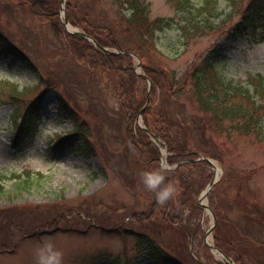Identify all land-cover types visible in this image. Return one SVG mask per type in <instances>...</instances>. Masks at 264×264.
I'll return each instance as SVG.
<instances>
[{
  "label": "rangeland",
  "instance_id": "obj_1",
  "mask_svg": "<svg viewBox=\"0 0 264 264\" xmlns=\"http://www.w3.org/2000/svg\"><path fill=\"white\" fill-rule=\"evenodd\" d=\"M143 1L151 19H170V27L156 34L155 45L151 41L145 43L156 67L174 72L176 78L181 79L190 62L215 50L217 70L225 80L253 92L247 77L259 74L264 78V34L254 37L242 31L232 36L231 29L243 27L238 14L218 18L211 30L194 31L185 45L183 37L189 23L201 21L200 18L194 20L197 13H192L191 17L169 0ZM200 2L192 0L194 6H199ZM218 2L219 10L230 11L224 0ZM68 3L75 5L78 16L84 12L95 24L113 28L124 49L133 46L134 42L123 34L124 16L130 13L124 0H65V12ZM3 28L10 36L18 32L17 46L43 76L44 83L49 79H58L61 83L58 92L66 95L85 132L80 136L79 145L88 151L74 150L73 142L56 147L57 139L66 137L77 126L61 116L56 107L58 93L46 91L39 83L38 74L31 73L19 61L0 56V184L3 187L0 192V264H35V249L45 238H51L63 252L64 264H88L99 256L117 264L139 261L151 264L135 248L134 233L142 228L137 217L144 213L145 205L155 199V193L144 185L141 175L143 170L153 166L141 169L133 162L126 165L125 122L115 114L118 98L107 79L108 74L102 71L97 73L98 79L91 77L83 83L80 78L83 72L63 44L64 29L60 30L48 18L17 13L13 14V19L3 18ZM134 61L136 65L138 60L134 58ZM10 84L22 91L20 97L11 96ZM188 89L185 87L174 95L183 109L176 108L173 114L178 117L183 114L185 121L194 127L191 119L208 120L210 116L199 113ZM38 97H41V109L30 117L32 136L26 137L24 143L13 144L14 110L18 108L17 112H22ZM205 130L210 141L206 147L208 159L215 169L198 176L205 184L200 192L214 179L216 186L220 184L215 192L220 201L216 198L215 202L227 218L221 229L225 235L220 236L222 244L229 255H243L249 264H264V236L252 250L240 230L245 221L239 219L242 224H236L240 211L235 204L237 185L244 180L242 198L254 202L264 214V139L259 141L236 132L216 131L212 123ZM192 133L195 139L189 137L186 146L194 151V144L198 145L199 140L197 131ZM214 154L219 160L212 158ZM26 172L30 173L29 179L24 180ZM183 190L176 186L174 195ZM208 200L203 201L209 204ZM229 202L231 207H227ZM256 220L259 222L261 218ZM200 222L201 232L195 239L188 246L183 245L185 249L181 246L175 249L182 251L187 264H227L217 253L203 248L204 235L212 224L210 216L203 213ZM150 227L151 231H157L156 226ZM213 238L211 235L209 242ZM230 263L237 264L232 259Z\"/></svg>",
  "mask_w": 264,
  "mask_h": 264
},
{
  "label": "trees",
  "instance_id": "obj_2",
  "mask_svg": "<svg viewBox=\"0 0 264 264\" xmlns=\"http://www.w3.org/2000/svg\"><path fill=\"white\" fill-rule=\"evenodd\" d=\"M124 1L130 8V13L128 16H124L123 34L128 41L134 42L132 47L124 49V44L119 41L116 31L110 26L95 24L84 12L78 16L75 5L72 3H68L66 8L68 22L90 36L97 43V47L76 34L66 33L65 30V39L62 38L63 44L67 48L69 56L83 72L80 74L83 83L91 77L98 79L97 73L102 71L108 74L107 79L115 88L118 98L115 114H119L125 122V157L128 158L126 165L133 162L141 169L150 168V166L156 168L160 160V151L152 143L148 132L159 139L169 153L166 157L167 164L171 167L176 165L175 168L170 169L168 179L174 183L175 187H183L184 190L177 196L174 195L166 204H160L155 198L152 203L145 205L144 213L137 217L142 228L134 233L135 248L147 256L152 264H187L182 258V251L175 248L181 246L185 249L183 245L188 246V243L195 239L196 234L201 232L200 218L203 208L198 205L196 197L205 184L200 181L201 178L198 176L205 175L207 171L209 173L211 167L209 164L195 161V159L199 157V154L208 157L206 147L210 141L207 138L205 127L212 123L216 131L236 132L259 141L264 139V78L259 74L247 77L248 83L253 87V92L246 87L225 80L217 70L218 63L215 61L218 58H216L215 50L190 62L183 78H176L174 72L160 66L156 67L145 46L147 41H151L155 45L156 34L170 27V19L164 17L151 19L147 4L143 0ZM169 1L175 2L179 9L186 11L191 17L194 16L192 13H197L194 20L201 19L199 22L189 23L183 37L185 45L188 43L190 34H193L194 31L203 28L211 30L210 28L215 27V21L218 18L222 19L226 16L231 18L235 14L241 17L243 27L240 30L237 27L231 29L232 36H236L242 31L254 37L264 34V0H224L227 8L230 9L228 13L219 10L218 0H201L199 6H194L192 0ZM59 10V0H0V56L11 59L12 62L19 61L31 73L38 74L39 83L46 91L54 90L56 94H59H57V107L61 116L77 126L66 137H59L56 147L68 146L69 142H73L74 150L85 152L88 151L87 148L84 146L81 148L79 145L81 144L80 136H83L85 132L82 130L75 109L71 106L66 95L63 96L58 92L61 83L58 82V79L55 81L49 79L46 81L47 83H44L43 76L39 74L28 56L17 46L18 39H20L18 32L16 35L10 36L3 30V18L13 19V14L17 13L19 15L27 13L35 18H48L56 23L60 30H63L64 26L62 22H59ZM131 27L136 28L131 29ZM58 33L60 34L59 31ZM261 36L263 37V35ZM100 47L119 51L127 50L139 56L145 78L135 73L134 60L131 56L105 54L100 50ZM147 80H150L152 84L150 93H148ZM10 86L13 98L22 95V91H18L15 85L10 84ZM185 87L189 88L188 91L191 93L199 113L210 116L208 120H201L199 117L191 119V122L195 123L194 127L189 125V121H185L183 114L179 117L173 114L176 108L183 109L174 95L176 92H182ZM97 94L100 95L99 92ZM147 99L149 102L141 115L145 129H141L135 125V120ZM40 101L41 97H38L22 112L20 110L17 112L18 108L14 110L12 114L13 144L24 143L26 137L32 136L30 117L40 111ZM174 104L176 107L173 106ZM193 130L197 131L196 137L200 143L197 141L198 145L194 144L196 148L191 151L186 145L189 137L195 139ZM212 158L219 160V156L215 154ZM29 174V172L25 173L24 180L29 179ZM211 177L212 173L209 175V180ZM243 181L241 180L237 185L238 197L235 204L240 213L236 224H242L239 219L245 221L244 227L240 228L241 234L247 238L246 242L253 250L254 245L264 236V221H262L264 214L256 204H253L254 202L248 200V203L242 198L241 184ZM216 184L208 195L211 208L217 218V225L213 233L214 242L229 255L221 241L223 234L221 229L227 218L215 202L218 197L215 194L216 188L220 185L216 186ZM2 190L3 187L0 184V192ZM226 204L227 207H231L230 202ZM196 217L198 219L194 223ZM258 217L261 218L259 222L256 220ZM150 226H156L157 231H151ZM32 232L36 233L37 231ZM230 256L237 264H249L243 255ZM94 259L98 260L88 264H117V261L109 262L100 256Z\"/></svg>",
  "mask_w": 264,
  "mask_h": 264
},
{
  "label": "clouds",
  "instance_id": "obj_3",
  "mask_svg": "<svg viewBox=\"0 0 264 264\" xmlns=\"http://www.w3.org/2000/svg\"><path fill=\"white\" fill-rule=\"evenodd\" d=\"M169 171V166L161 165L141 173L144 185L155 193L156 200L162 205L172 199L176 192L174 183L168 179ZM35 264H64L63 252L51 238L43 239L36 247Z\"/></svg>",
  "mask_w": 264,
  "mask_h": 264
},
{
  "label": "water",
  "instance_id": "obj_4",
  "mask_svg": "<svg viewBox=\"0 0 264 264\" xmlns=\"http://www.w3.org/2000/svg\"><path fill=\"white\" fill-rule=\"evenodd\" d=\"M61 2H62V0H60ZM63 24H64V26H65V29H66V31L68 32V33H73V34H78V35H80V36H82V37H84V38H88V39H90L87 35H85L84 33H82V32H80V31H78L77 29H75V28H70V26H69V24H68V21H67V18L64 16V21H63ZM71 31H70V30ZM103 51L105 52V53H108V54H110V53H113V52H111V51H109V50H107V49H103ZM139 67V66H138ZM203 160L205 161V162H208L213 168H215L214 167V165L212 164V162L209 160V159H207V158H203ZM215 182L216 181H212L209 185H208V187L205 189V191L203 192V194L201 195V199H203V198H205L206 197V194L212 189V187H213V185L215 184ZM199 204H200V200H199Z\"/></svg>",
  "mask_w": 264,
  "mask_h": 264
}]
</instances>
